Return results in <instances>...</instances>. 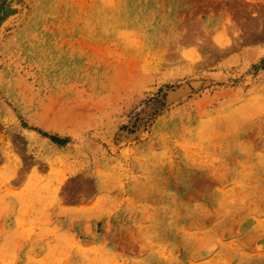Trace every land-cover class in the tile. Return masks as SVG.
Wrapping results in <instances>:
<instances>
[{"label": "rangeland", "instance_id": "374dc122", "mask_svg": "<svg viewBox=\"0 0 264 264\" xmlns=\"http://www.w3.org/2000/svg\"><path fill=\"white\" fill-rule=\"evenodd\" d=\"M0 264H264V0H0Z\"/></svg>", "mask_w": 264, "mask_h": 264}, {"label": "trees", "instance_id": "16d2710c", "mask_svg": "<svg viewBox=\"0 0 264 264\" xmlns=\"http://www.w3.org/2000/svg\"><path fill=\"white\" fill-rule=\"evenodd\" d=\"M163 103L160 101L158 102V104L154 105V110H157L158 108H160V106L162 105Z\"/></svg>", "mask_w": 264, "mask_h": 264}]
</instances>
